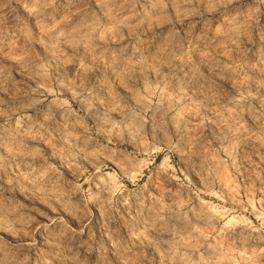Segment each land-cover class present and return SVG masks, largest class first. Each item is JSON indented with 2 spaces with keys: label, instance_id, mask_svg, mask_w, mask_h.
Returning a JSON list of instances; mask_svg holds the SVG:
<instances>
[{
  "label": "clouds",
  "instance_id": "obj_1",
  "mask_svg": "<svg viewBox=\"0 0 264 264\" xmlns=\"http://www.w3.org/2000/svg\"><path fill=\"white\" fill-rule=\"evenodd\" d=\"M262 16L264 0H252L247 13L241 0H0V264H45L46 259L69 264L76 252L54 238L62 229L59 222L48 224L53 246L41 249L37 236L44 235L47 221L17 200L19 190L25 200L39 197L84 219L94 215L91 206H99L107 218L127 191L120 181L135 183L141 176L132 164L141 152L150 156L153 148L161 150L157 144L178 151V145L202 134L206 122L220 128L217 138L228 144L225 151L239 175L235 149L257 133L264 137V83L253 89L255 95L232 99L224 90L232 79L225 65L230 69L247 50L246 82H264ZM204 51L208 55L201 56ZM189 151L198 154L196 148ZM53 155L78 172L80 162H93L96 171L87 181L94 190L79 184L73 190L49 164ZM101 157L116 164L122 176L106 172ZM130 199L131 194L122 202L131 213ZM136 200L143 203L140 196ZM155 203L147 210L155 217L146 226L164 228V209ZM186 204L185 220L189 214L204 219L191 197ZM168 231L177 260L200 243L199 229L191 226L187 236L174 227ZM142 264H154V258Z\"/></svg>",
  "mask_w": 264,
  "mask_h": 264
},
{
  "label": "rangeland",
  "instance_id": "obj_2",
  "mask_svg": "<svg viewBox=\"0 0 264 264\" xmlns=\"http://www.w3.org/2000/svg\"><path fill=\"white\" fill-rule=\"evenodd\" d=\"M250 5L252 0H241L243 12L247 13ZM15 7L28 14L22 5L13 3ZM259 22L264 24V16L259 18ZM214 32H221L220 24H216ZM219 46L224 47V42L220 41ZM246 51L236 58L230 69L225 65L232 79L224 84V90L231 92L235 100H239L240 96L247 97L249 92L255 95L253 89L260 88L264 83L259 78L254 83L246 82L245 77L251 76L244 66ZM200 55L206 56L208 52H201ZM252 123L250 118L245 127H250ZM213 129L217 135H213ZM219 131L217 125L206 122L202 134H194L191 143L186 142L185 146L178 145V151L169 152L163 144H157L156 148L160 151L153 148L150 156L147 151L141 152L132 162L141 176L135 183L129 179L120 181L127 191L122 197H117L116 211L109 212L107 218L99 206H91L94 215L90 212L84 219L67 208L58 210L55 204L39 197L25 200L21 194L23 190L16 192V198L41 221H47L44 235L37 236L43 251L53 246L47 233L48 224L59 222L62 225V229L53 235L65 250L75 247L76 252L69 264H142L145 258L148 261L154 258V264H264V242L258 240V234L263 232L264 235V149L258 151L264 137L257 133L235 149V164L240 168L238 175L225 151L228 144H222L217 138ZM251 131L257 132V129L251 127ZM193 148L198 149L195 157L189 151ZM49 164L57 168L61 179L73 190L78 184L85 190H94L95 184L87 181L89 173L96 171L93 162H80V172L68 163H62L59 155H53ZM104 170H114L117 176H122L119 168L106 166ZM205 176L209 177L207 182ZM3 183H9V178L5 177ZM111 184L113 189L118 187L115 181ZM137 187L143 191H136ZM130 194L129 202L133 204L131 213L122 202ZM137 196L143 200L142 204L137 203ZM190 197L202 207L204 219L189 214L185 220L183 213ZM153 201L156 202V209H164L161 215L168 221L164 228L146 226L145 221L151 223L155 217V213L149 216L147 211L153 207ZM141 208L145 209L143 216L138 214ZM189 226L199 229L200 243L188 246L187 250L179 253L182 259L177 260L172 255L173 251H178L175 249V238L168 229L174 227L187 236ZM129 249H132L131 253ZM81 251L84 252L83 259L80 258ZM45 264H58V260L49 262L46 259Z\"/></svg>",
  "mask_w": 264,
  "mask_h": 264
},
{
  "label": "bare ground",
  "instance_id": "obj_3",
  "mask_svg": "<svg viewBox=\"0 0 264 264\" xmlns=\"http://www.w3.org/2000/svg\"><path fill=\"white\" fill-rule=\"evenodd\" d=\"M128 151L131 153L132 151H134V148H130ZM100 160L103 161V163H104L106 166H112L113 168H117L116 164H114L111 160H104V159H102V158H100ZM98 165H99V164H98ZM117 170H118V169H117ZM263 226H264V225H263ZM263 228H264V227H263ZM262 233H263V232H262ZM262 233L258 234V235H259V236H258V240L261 241V242H264V235H263Z\"/></svg>",
  "mask_w": 264,
  "mask_h": 264
}]
</instances>
